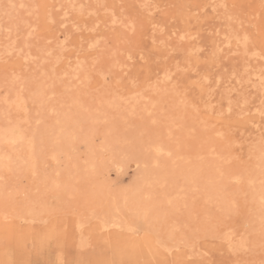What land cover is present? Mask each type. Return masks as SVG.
Returning a JSON list of instances; mask_svg holds the SVG:
<instances>
[{
	"label": "rangeland",
	"instance_id": "obj_1",
	"mask_svg": "<svg viewBox=\"0 0 264 264\" xmlns=\"http://www.w3.org/2000/svg\"><path fill=\"white\" fill-rule=\"evenodd\" d=\"M4 133L0 264H264V0H0Z\"/></svg>",
	"mask_w": 264,
	"mask_h": 264
},
{
	"label": "bare ground",
	"instance_id": "obj_2",
	"mask_svg": "<svg viewBox=\"0 0 264 264\" xmlns=\"http://www.w3.org/2000/svg\"><path fill=\"white\" fill-rule=\"evenodd\" d=\"M10 133H11V132H10ZM5 134H7V133H4V135H5ZM18 136H19V135H18ZM17 139H18V138H17L16 136H14L13 134H12L11 136H9V137L5 135V136H2V137L0 138V140H2V141H4V142H7V141H10V142H11V141H14V140H17ZM20 139H21V138H20ZM20 139H19V140H20ZM17 142H18V141H17ZM15 143H16V142H15ZM159 148H160V147H159ZM26 149H27V148H26ZM28 149H29V148H28Z\"/></svg>",
	"mask_w": 264,
	"mask_h": 264
}]
</instances>
